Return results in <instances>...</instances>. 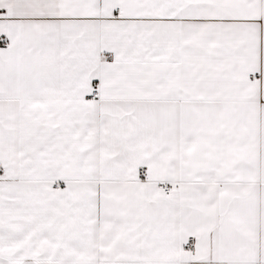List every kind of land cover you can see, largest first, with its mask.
<instances>
[{
    "label": "snow or ice",
    "instance_id": "6c2138e0",
    "mask_svg": "<svg viewBox=\"0 0 264 264\" xmlns=\"http://www.w3.org/2000/svg\"><path fill=\"white\" fill-rule=\"evenodd\" d=\"M0 264H264V0H0Z\"/></svg>",
    "mask_w": 264,
    "mask_h": 264
}]
</instances>
